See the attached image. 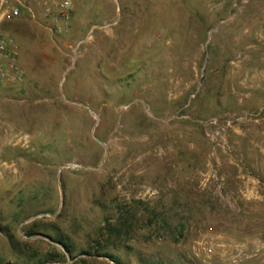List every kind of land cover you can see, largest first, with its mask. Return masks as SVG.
<instances>
[{
	"label": "rangeland",
	"instance_id": "rangeland-1",
	"mask_svg": "<svg viewBox=\"0 0 264 264\" xmlns=\"http://www.w3.org/2000/svg\"><path fill=\"white\" fill-rule=\"evenodd\" d=\"M30 3L0 264H264V0Z\"/></svg>",
	"mask_w": 264,
	"mask_h": 264
},
{
	"label": "built area",
	"instance_id": "built-area-1",
	"mask_svg": "<svg viewBox=\"0 0 264 264\" xmlns=\"http://www.w3.org/2000/svg\"><path fill=\"white\" fill-rule=\"evenodd\" d=\"M32 0H0V86L20 82L25 70L19 63L20 49L15 40L5 34L1 25L16 19L27 12L35 14ZM46 15L58 14L69 19L73 9V0H36Z\"/></svg>",
	"mask_w": 264,
	"mask_h": 264
},
{
	"label": "water",
	"instance_id": "water-1",
	"mask_svg": "<svg viewBox=\"0 0 264 264\" xmlns=\"http://www.w3.org/2000/svg\"><path fill=\"white\" fill-rule=\"evenodd\" d=\"M95 114V113H94ZM97 139L102 142L103 144L107 145L105 142H103L100 138L97 137ZM66 166H76L78 168H89V166H81V165H76V164H73V163H69V164H64L63 167H66ZM95 168V167H94ZM61 173V171H60ZM31 238H34L35 236H30ZM61 244V243H60Z\"/></svg>",
	"mask_w": 264,
	"mask_h": 264
},
{
	"label": "trees",
	"instance_id": "trees-1",
	"mask_svg": "<svg viewBox=\"0 0 264 264\" xmlns=\"http://www.w3.org/2000/svg\"><path fill=\"white\" fill-rule=\"evenodd\" d=\"M32 233V232H31ZM58 242H60L67 251H71V246L65 241L63 240L62 238H55Z\"/></svg>",
	"mask_w": 264,
	"mask_h": 264
}]
</instances>
